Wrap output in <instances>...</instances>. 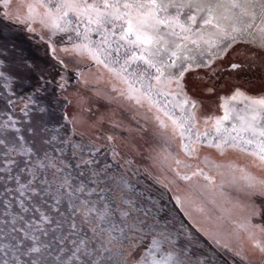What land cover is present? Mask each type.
<instances>
[{
    "label": "snow or ice",
    "instance_id": "obj_1",
    "mask_svg": "<svg viewBox=\"0 0 264 264\" xmlns=\"http://www.w3.org/2000/svg\"><path fill=\"white\" fill-rule=\"evenodd\" d=\"M18 4L23 12L14 7ZM220 5L234 23L231 32L215 15ZM242 5L264 15V0H34L26 5L0 0V23L34 31L29 25L38 22L48 31L50 55L60 66L55 76H45L35 65L0 51V264H235L237 258L247 259L194 215L211 216L191 191L197 183L192 177L210 180L199 165L170 157L179 179L192 181L183 193L173 189L177 215L189 223L161 218L167 205L133 182L132 165L111 143L113 137L79 130L77 114L66 107L69 66L57 56L59 44L69 58L107 70L115 80L112 91L131 111L160 127L171 126L172 138L179 130L186 158H194L196 146L206 143L264 162V98L247 97L250 102L235 117L226 108L211 130L201 132L199 101L183 87L188 72L210 69L241 35L258 36L264 47V29L254 27L256 13L246 17ZM190 45L206 50L194 54ZM239 67L233 63L229 70ZM237 93L227 99L235 101ZM209 123L203 119L205 126ZM204 163L218 167L207 158ZM259 183L264 188V180ZM236 228L255 235L247 217ZM256 247L264 251V245Z\"/></svg>",
    "mask_w": 264,
    "mask_h": 264
},
{
    "label": "rangeland",
    "instance_id": "obj_2",
    "mask_svg": "<svg viewBox=\"0 0 264 264\" xmlns=\"http://www.w3.org/2000/svg\"><path fill=\"white\" fill-rule=\"evenodd\" d=\"M30 2H34V0H24L25 5ZM14 7L21 12L24 11V8L19 4L14 5ZM40 11L37 9V12ZM253 11L257 14L256 19L259 22L258 25L254 26L258 32L260 29H264V15H261L254 8ZM202 15L201 19L203 18ZM38 19L39 16H37ZM10 26H13L16 30L11 29L6 31L0 25V38L3 37V34L6 37L3 45L0 43V51L7 50L6 54L17 62L27 61L35 65L37 74L55 76L56 72L60 70V66L50 55L49 48L51 44L48 41L47 29L41 28L38 22L29 25L30 28L35 29L34 31L26 30L14 22ZM221 26L229 32L232 30L222 24ZM6 27L8 28L9 24H6ZM12 31L18 34L10 33ZM12 36L17 39L21 38V40H16L20 44L16 42L14 44L13 41H9V38ZM93 39H96L95 35H93ZM240 39L251 41L261 46V39L258 36L252 37L244 34L238 40ZM59 47L60 45L57 44V56L64 58L69 66V83L66 88V95L69 101V104L66 106L67 111L77 114L80 123L79 130L86 132L88 135H98L99 130L102 134H105L106 129L112 126L113 132L109 133L107 131V135L105 136L113 137L112 143L114 144L119 143L118 145H124L125 147L122 148L123 153L129 159L136 162L139 161V163L144 161L141 166L133 168V172L135 173L133 175L134 177L138 175V178L141 179L145 178V182H148L151 176L152 182L149 185L145 183L147 186H151L146 187L150 189V194H147L151 195L153 199L158 200L160 203L167 205L165 213L162 214L161 218L163 219L164 215H167L170 219L183 220L185 224L189 223L182 213L177 215L178 206L173 200L175 194H173V189L176 192L183 193L184 191L182 190H185L186 186H182L180 190V186L179 188H174L171 183V185L167 184V189L162 187L165 175L159 173L161 179L156 177L158 176L157 169L160 164L162 167H160V170H163V167H165L166 174L169 168L178 170L177 166L172 163L170 157H177L193 165H199L205 175L210 177V180H205L204 176H194V181L197 183L193 185L192 191L203 202L200 206L206 204L212 213L210 218L201 216L196 212H194V215L197 216L205 229L213 232L219 231L224 234L232 246L236 248L239 242V230H243L234 228L237 225L239 214L243 213L242 220L244 217H247L248 222H261V226H259L261 228L258 227L259 229L252 236L253 240H250L251 246L246 248L255 259L253 261L256 262H246L243 259L237 258L235 264H264V251L256 247L257 243L264 245V234L261 233V229H264V188L259 183L261 180H264V162L255 160L239 149L219 151L208 146L206 143L196 146L198 150L194 158H186L181 146L179 130H175V138H172L173 129L171 126L163 128L153 121L144 118L142 114L136 115L129 109L127 103L119 98L118 93L112 91V84L115 83V80L107 70L93 67L90 60H85L81 63L80 60L69 58L68 53L59 51ZM197 47L201 48L202 51L206 50V46ZM73 70L76 71L73 72ZM32 81L33 84L36 83L35 76L32 77ZM202 82L204 80L195 75H190L189 72L183 82V87L187 93L191 92L201 97L206 95L212 97L209 101L203 100L204 102H200L196 110V114L201 121L198 125L201 132L206 128L211 130L212 125L215 123V118L222 116L226 108L231 110V115L235 117L237 111L242 112L244 106L250 102H245L244 106L239 107L238 103L242 101V97L235 101H218L216 97L217 93L211 94L209 91L207 92ZM204 118H209L210 120L207 126L203 124ZM233 122L235 121L233 120ZM95 128L98 131L95 132ZM205 158L211 160L218 167L206 166L204 163ZM195 170L194 167L193 171ZM180 174L183 175V172L181 171ZM194 178L192 177V179ZM157 179L162 185L156 183ZM205 185L207 187H204ZM142 188L145 189L144 187ZM249 188H254L255 191H247ZM238 195L241 197L237 199L239 206L234 204L236 205V209H230L227 212L225 209L221 211V209L216 208L217 203L222 208V199L236 198L239 197ZM169 227L171 228L173 225L170 224ZM245 232V235L249 234L247 231ZM240 236L242 237L241 234ZM131 254L135 256L136 253ZM229 264H233V262L229 261Z\"/></svg>",
    "mask_w": 264,
    "mask_h": 264
},
{
    "label": "flooded vegetation",
    "instance_id": "obj_3",
    "mask_svg": "<svg viewBox=\"0 0 264 264\" xmlns=\"http://www.w3.org/2000/svg\"><path fill=\"white\" fill-rule=\"evenodd\" d=\"M7 23L6 21L3 23H0V25L3 26V28L7 31V30H16L13 28V26L11 27L9 24V27H6ZM15 27V26H14ZM14 31L10 32L13 33ZM6 34V33H5ZM13 34H18L17 32L13 33ZM5 35L3 34V37L0 38V43L3 45L4 40L6 39V37H4ZM15 36V35H14ZM10 37L9 41H13L14 44H20L18 43L16 40H21V38H16V37ZM16 42V43H15ZM21 42V41H20ZM38 51V50H37ZM239 64L240 67L235 70H229V65L231 64ZM190 75H195L196 77H199L200 79L204 80V82H202L204 85V89H206V91L209 93H217V99L218 101H228L231 99H227L228 97H230L234 90L239 89L240 90V94L237 93L236 94V99L238 98H246L247 97H251V98H264V47L260 46L259 44H256L254 42L251 41H247V40H238L232 47L231 49L227 52V55L223 57V59H219L216 61L215 64L212 65V67L210 69L208 68H199L196 69L194 71H190L189 72ZM243 93V95L241 94ZM189 96L193 97L196 101H199V103L204 102L203 100H211V96H199L197 94H192L191 92L188 93ZM215 97V98H216ZM249 101V100H248ZM92 125V124H91ZM95 132L98 131L97 128L94 129ZM109 133H112V126L108 127V129H106ZM107 131L105 132V134H102L101 131H98V135L96 134L95 136L97 138L103 139L104 137H107L105 135H107ZM92 132V131H91ZM100 134V135H99ZM105 143H107L105 141ZM112 143V142H111ZM114 144V143H112ZM119 143H115L114 145L117 146L118 150L121 152L122 156L130 162V164L132 165L131 168V172L132 174H135L133 172V168L137 167V166H141L142 162L139 163V161H134L132 159H129L128 157H126V155H124L123 153V149L125 146L124 145H118ZM137 164V165H135ZM161 164L157 169L158 172V176L161 179V176L159 175V173L164 174L165 178H164V184H172L175 187L179 188V190L182 188V186H186V188H188V186L190 184H192V181L195 180L192 179V181H184V180H180L179 177L176 175V169H171L169 168L168 173H165V167H163V170L161 169ZM162 168V167H161ZM152 173V172H151ZM150 173V175H151ZM153 174V173H152ZM155 175V174H154ZM134 177V175H133ZM153 177V176H152ZM218 179V178H217ZM174 181V182H173ZM133 182H138L139 184L142 185V187H144L147 191L146 194H150V189H147L146 187H151V186H147L149 185V183L152 182L151 176L149 178L148 182H145V178L141 179L138 178V175L134 177ZM147 185H146V184ZM155 184V183H154ZM159 184H161L159 182ZM161 184V185H162ZM170 184V185H171ZM175 184V185H174ZM193 185H192V189H193ZM171 188V187H170ZM191 189V191H192ZM185 191V190H182ZM244 191H246V189H244ZM247 191L251 192V191H255L254 188H249L247 189ZM193 194H195V192L192 191ZM174 194V192H173ZM244 194V192H243ZM239 197L236 198H224L222 199V208L220 206H218L219 203H217L216 208L218 209H225L228 211L236 209L234 204H239L238 200L241 196L238 195ZM239 206V205H238ZM215 208V211H216ZM264 211V210H263ZM212 213V212H211ZM242 214H239V218L237 221V224L242 222ZM261 223V222H260ZM259 222L254 221V222H249V228L252 229V233H255V231H257V229L261 228L259 226H261ZM259 227V228H258ZM234 228H236V225L234 226ZM237 229V228H236ZM239 242L237 245V248L241 249L242 251V255H246L247 259H243L246 262H256L253 261L255 260L251 253L248 252V250L246 248H249L251 245V241L253 234H250V232H248L249 234L245 235L246 232L243 230H239ZM240 234L242 235V237L240 236ZM138 251H140V249H136L134 250L132 253H137ZM136 255V254H135Z\"/></svg>",
    "mask_w": 264,
    "mask_h": 264
},
{
    "label": "bare ground",
    "instance_id": "obj_4",
    "mask_svg": "<svg viewBox=\"0 0 264 264\" xmlns=\"http://www.w3.org/2000/svg\"><path fill=\"white\" fill-rule=\"evenodd\" d=\"M243 7H246L247 8V12H246V17H251L252 14H253V7L251 6H248V5H242ZM215 15L217 17H220V23L222 25H224L225 27H228L230 29H232L234 27V23L230 20H228L227 18H225V12H224V6L223 5H220L217 9H216V12H215ZM203 16V15H202ZM257 16V14H256ZM260 27V26H259ZM193 48V53H198L200 51H202L201 48L197 47V46H190Z\"/></svg>",
    "mask_w": 264,
    "mask_h": 264
},
{
    "label": "built area",
    "instance_id": "obj_5",
    "mask_svg": "<svg viewBox=\"0 0 264 264\" xmlns=\"http://www.w3.org/2000/svg\"><path fill=\"white\" fill-rule=\"evenodd\" d=\"M241 100V99H240ZM245 102H249L248 99L246 98H243L242 101H240L238 104H239V107L240 106H244ZM238 106V105H237Z\"/></svg>",
    "mask_w": 264,
    "mask_h": 264
}]
</instances>
